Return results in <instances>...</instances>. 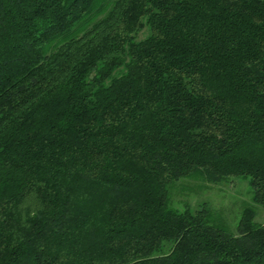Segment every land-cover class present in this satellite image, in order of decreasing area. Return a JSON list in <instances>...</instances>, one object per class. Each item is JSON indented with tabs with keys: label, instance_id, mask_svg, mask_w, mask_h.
Returning a JSON list of instances; mask_svg holds the SVG:
<instances>
[{
	"label": "trees",
	"instance_id": "obj_1",
	"mask_svg": "<svg viewBox=\"0 0 264 264\" xmlns=\"http://www.w3.org/2000/svg\"><path fill=\"white\" fill-rule=\"evenodd\" d=\"M235 178L264 208V0H0V264H264L174 203Z\"/></svg>",
	"mask_w": 264,
	"mask_h": 264
},
{
	"label": "rangeland",
	"instance_id": "obj_2",
	"mask_svg": "<svg viewBox=\"0 0 264 264\" xmlns=\"http://www.w3.org/2000/svg\"><path fill=\"white\" fill-rule=\"evenodd\" d=\"M145 35L147 32L144 33ZM171 190L176 207H191L197 210L206 204L211 210V224L231 234L237 233V226L247 207L256 212V222L264 224V208L252 202L249 184L244 179H233L221 185L205 184L201 179H185Z\"/></svg>",
	"mask_w": 264,
	"mask_h": 264
}]
</instances>
